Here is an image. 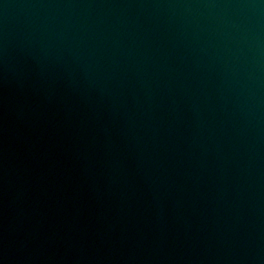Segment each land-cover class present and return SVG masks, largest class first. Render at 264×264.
<instances>
[{
  "label": "water",
  "instance_id": "1",
  "mask_svg": "<svg viewBox=\"0 0 264 264\" xmlns=\"http://www.w3.org/2000/svg\"><path fill=\"white\" fill-rule=\"evenodd\" d=\"M0 264H264V0H0Z\"/></svg>",
  "mask_w": 264,
  "mask_h": 264
}]
</instances>
